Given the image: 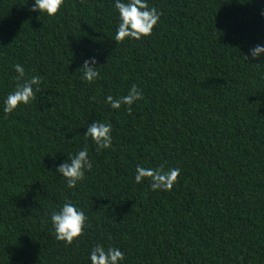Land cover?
<instances>
[{
    "label": "trees",
    "instance_id": "obj_1",
    "mask_svg": "<svg viewBox=\"0 0 264 264\" xmlns=\"http://www.w3.org/2000/svg\"><path fill=\"white\" fill-rule=\"evenodd\" d=\"M33 2L0 0V264H90L98 243L121 264H264V58L249 51L264 0H148L153 33L119 43L114 0H65L52 17ZM93 56L88 83L78 68ZM33 75L35 98L5 114ZM133 84L143 99L105 103ZM94 120L112 124L110 149L85 137ZM85 144L93 168L68 188L53 165ZM137 165L181 171L153 191ZM66 200L88 217L72 244L50 219Z\"/></svg>",
    "mask_w": 264,
    "mask_h": 264
},
{
    "label": "clouds",
    "instance_id": "obj_2",
    "mask_svg": "<svg viewBox=\"0 0 264 264\" xmlns=\"http://www.w3.org/2000/svg\"><path fill=\"white\" fill-rule=\"evenodd\" d=\"M64 4L65 0H34L31 11H38L41 15L46 14L52 17L61 10ZM114 7L119 15V23L114 37L118 43L125 39L140 40L142 37L150 36L162 15L156 7L149 6L148 0H114ZM249 51L253 60L264 58V43L257 44ZM246 58L249 59L248 56ZM96 64V58L93 56L85 59L83 65L78 68L82 70L81 78L84 81L92 83L100 77ZM13 68L18 74V78H24L25 68L22 64L16 63ZM41 83L40 75H33L25 79L22 84L17 83L15 90L9 92L3 101V112L10 114L18 106L27 105L40 91ZM141 99H143L142 89L133 84L127 95L119 97L108 95L105 98V103L112 109H119L121 105H132ZM112 130L111 123L94 120L87 126L84 135L91 138L98 150L110 149L113 143ZM67 157L63 163L54 164L53 167L55 172L66 180V186L74 188L78 182L85 178L86 171L92 170L93 163L89 158L86 144L75 153L68 154ZM180 171L181 169L176 167H169L165 170L163 166L145 168L137 165L134 179L139 184L148 178L153 191H170L177 182ZM50 219L55 238L65 244H72L74 240L80 238L88 222L84 208L71 200H66L58 210L53 211ZM88 258L90 264H121L124 261L125 253L119 247L105 248L103 244L98 243L92 247Z\"/></svg>",
    "mask_w": 264,
    "mask_h": 264
}]
</instances>
